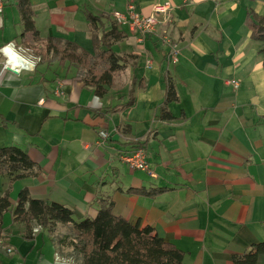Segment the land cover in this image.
Returning a JSON list of instances; mask_svg holds the SVG:
<instances>
[{
    "label": "crops",
    "instance_id": "crops-1",
    "mask_svg": "<svg viewBox=\"0 0 264 264\" xmlns=\"http://www.w3.org/2000/svg\"><path fill=\"white\" fill-rule=\"evenodd\" d=\"M29 2L41 39L88 52L86 12L111 19L132 5L141 16L156 15L158 25L143 39L128 23L118 26L126 38L114 51L135 58L100 99L78 81L74 67L40 63L19 37L15 2L3 9L0 117L6 124L0 121V148L18 147L36 165L35 175L12 184V205L27 189L32 199L63 205L81 221L96 217L99 201L111 200L113 215L151 227L184 253V264H235L234 255L264 242V69L261 44L246 23L248 11L264 15V0ZM132 77L134 104L112 112L127 101ZM166 77L177 95L166 108L170 121L157 118ZM136 148L153 176L121 160ZM9 181L0 175V197ZM154 188L168 190L155 197L126 192ZM6 215L0 264H74L40 228L32 240L23 239L22 226ZM255 264H264V255Z\"/></svg>",
    "mask_w": 264,
    "mask_h": 264
},
{
    "label": "trees",
    "instance_id": "trees-1",
    "mask_svg": "<svg viewBox=\"0 0 264 264\" xmlns=\"http://www.w3.org/2000/svg\"><path fill=\"white\" fill-rule=\"evenodd\" d=\"M14 6L22 27L19 37L24 39L23 45L32 49L40 63L56 61L59 66L68 64L74 67L78 81L91 89L97 98L102 99L108 94L114 85L115 76L125 70L128 60L135 58L120 56L114 51V45L124 40L126 35L107 15L85 13L92 36V52H88L72 42L50 37L41 39L34 27V14L29 0H15ZM246 23L251 30L252 40L261 44L259 54L262 56L264 69V15L248 11ZM26 35H30L28 43L25 41ZM135 82L132 77L127 101L112 107V112L130 108L134 104ZM176 101L174 84L170 77H166L158 120L173 119L166 108ZM94 116L101 115L95 113ZM0 121L6 124L1 117ZM35 169V163L20 148H0V175H6L10 179L0 197V239L4 216L10 213L12 223L22 226L23 239L32 240L34 229L40 228L60 256L74 264H184V253L156 235L151 227H140L139 224H131L126 219L113 215L111 200L99 201L96 217L81 221H76L73 211L63 205L32 199L27 189L18 192L16 203L12 205V184L35 175ZM167 190L128 189L126 192L155 197ZM58 226L66 228V232L58 233ZM260 255H264V242L254 245L241 255H234L233 262L255 264Z\"/></svg>",
    "mask_w": 264,
    "mask_h": 264
},
{
    "label": "built area",
    "instance_id": "built-area-1",
    "mask_svg": "<svg viewBox=\"0 0 264 264\" xmlns=\"http://www.w3.org/2000/svg\"><path fill=\"white\" fill-rule=\"evenodd\" d=\"M13 2H15V0H0V14L3 12V9L6 6ZM157 10L160 13L162 12L161 8H158ZM111 19L117 26H121L124 23H128L131 30L136 32L139 38L141 39L153 33L158 25L156 15H150L147 17L141 16L134 12V8L132 5L127 6L125 13L119 11L113 12ZM163 41L169 44L168 37H164ZM170 58L172 64H175L177 62L174 47L172 48V51L170 53ZM226 84L231 86L235 90L239 87L238 82L235 80H228L226 81ZM121 160L128 166L130 170L143 171L147 175L153 176V173L149 169L148 163L146 161L145 153L141 148H136L131 150L130 152L123 153L121 155Z\"/></svg>",
    "mask_w": 264,
    "mask_h": 264
},
{
    "label": "rangeland",
    "instance_id": "rangeland-1",
    "mask_svg": "<svg viewBox=\"0 0 264 264\" xmlns=\"http://www.w3.org/2000/svg\"><path fill=\"white\" fill-rule=\"evenodd\" d=\"M7 219H9L8 215L4 216L3 222L7 221ZM66 232V228L58 226V233L63 234Z\"/></svg>",
    "mask_w": 264,
    "mask_h": 264
},
{
    "label": "bare ground",
    "instance_id": "bare-ground-1",
    "mask_svg": "<svg viewBox=\"0 0 264 264\" xmlns=\"http://www.w3.org/2000/svg\"><path fill=\"white\" fill-rule=\"evenodd\" d=\"M5 52H8V55L10 56L11 53H12L13 51H12L11 48L9 47V49H6ZM14 56H15V55H14ZM12 60H13V59H12ZM17 62H18V61H17ZM24 64H26V63H24Z\"/></svg>",
    "mask_w": 264,
    "mask_h": 264
},
{
    "label": "water",
    "instance_id": "water-1",
    "mask_svg": "<svg viewBox=\"0 0 264 264\" xmlns=\"http://www.w3.org/2000/svg\"><path fill=\"white\" fill-rule=\"evenodd\" d=\"M8 71H11L12 73H15V71H12L11 69H7Z\"/></svg>",
    "mask_w": 264,
    "mask_h": 264
}]
</instances>
